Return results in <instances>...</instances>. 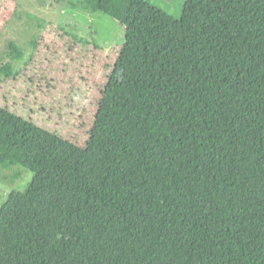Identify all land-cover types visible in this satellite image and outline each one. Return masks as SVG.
<instances>
[{
	"label": "trees",
	"instance_id": "obj_1",
	"mask_svg": "<svg viewBox=\"0 0 264 264\" xmlns=\"http://www.w3.org/2000/svg\"><path fill=\"white\" fill-rule=\"evenodd\" d=\"M76 1L122 43L84 145L0 106V264H264V0Z\"/></svg>",
	"mask_w": 264,
	"mask_h": 264
},
{
	"label": "rangeland",
	"instance_id": "obj_2",
	"mask_svg": "<svg viewBox=\"0 0 264 264\" xmlns=\"http://www.w3.org/2000/svg\"><path fill=\"white\" fill-rule=\"evenodd\" d=\"M150 1L179 16L186 0ZM47 22L62 25L63 30L56 31L62 37L45 31ZM73 36L87 42V47L81 48L82 42H74ZM122 37L118 21L91 13L76 0L52 4L50 0H0V61L8 60L10 41L31 59L22 63L19 77L0 82V106L7 102L23 117L84 145ZM32 78L35 92H28L26 86ZM0 79H4L1 74ZM30 178L31 173L17 165L0 168V206L11 190L23 189ZM24 247L21 244L14 252H22Z\"/></svg>",
	"mask_w": 264,
	"mask_h": 264
}]
</instances>
